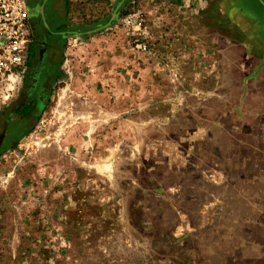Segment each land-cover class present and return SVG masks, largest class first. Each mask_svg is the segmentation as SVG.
<instances>
[{"label": "rangeland", "instance_id": "obj_1", "mask_svg": "<svg viewBox=\"0 0 264 264\" xmlns=\"http://www.w3.org/2000/svg\"><path fill=\"white\" fill-rule=\"evenodd\" d=\"M60 15L78 34L0 153V264H264L260 1L62 0Z\"/></svg>", "mask_w": 264, "mask_h": 264}, {"label": "flooded vegetation", "instance_id": "obj_2", "mask_svg": "<svg viewBox=\"0 0 264 264\" xmlns=\"http://www.w3.org/2000/svg\"><path fill=\"white\" fill-rule=\"evenodd\" d=\"M24 1L29 8L33 38L18 84L0 112V153L12 147L31 128L59 72L63 41L79 31L76 27H63L62 0Z\"/></svg>", "mask_w": 264, "mask_h": 264}, {"label": "built area", "instance_id": "obj_3", "mask_svg": "<svg viewBox=\"0 0 264 264\" xmlns=\"http://www.w3.org/2000/svg\"><path fill=\"white\" fill-rule=\"evenodd\" d=\"M32 38L25 1L0 0V112L18 84ZM137 46L146 49L144 42Z\"/></svg>", "mask_w": 264, "mask_h": 264}, {"label": "water", "instance_id": "obj_4", "mask_svg": "<svg viewBox=\"0 0 264 264\" xmlns=\"http://www.w3.org/2000/svg\"><path fill=\"white\" fill-rule=\"evenodd\" d=\"M260 1V3L262 4V6L264 7V2L262 1V0H259ZM114 17H117V13L116 12H114L113 14H112V17L109 19V21L105 24V26L106 25H108L112 20H113V18ZM90 32V31H89ZM76 34H78V33H76Z\"/></svg>", "mask_w": 264, "mask_h": 264}]
</instances>
